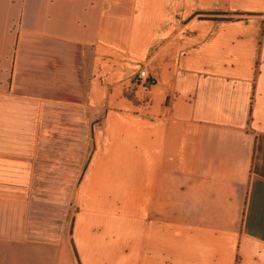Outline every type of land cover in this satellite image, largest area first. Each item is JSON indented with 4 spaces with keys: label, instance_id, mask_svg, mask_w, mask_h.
Segmentation results:
<instances>
[{
    "label": "crops",
    "instance_id": "0c3cea01",
    "mask_svg": "<svg viewBox=\"0 0 264 264\" xmlns=\"http://www.w3.org/2000/svg\"><path fill=\"white\" fill-rule=\"evenodd\" d=\"M0 264H264V0H0Z\"/></svg>",
    "mask_w": 264,
    "mask_h": 264
},
{
    "label": "rangeland",
    "instance_id": "374dc122",
    "mask_svg": "<svg viewBox=\"0 0 264 264\" xmlns=\"http://www.w3.org/2000/svg\"><path fill=\"white\" fill-rule=\"evenodd\" d=\"M145 68H142L141 70H143ZM141 70L139 72H141ZM139 72L136 74V76H134V79H133V87H132V90L134 89L135 87V84H134V80L136 79L137 75L139 74ZM132 93V92H131ZM131 95V94H130ZM132 96V95H131ZM82 118V115L81 113H77V129H75V133L77 135V138H78V143H80V138L81 136H84L86 134H89V129H87V127L84 126V123L80 120ZM61 134L64 132V131H68L67 128H60L59 129ZM50 145H53V144H50ZM50 145H46V150H48L47 147H49ZM78 146V145H77ZM78 149H79V146H78ZM79 150H77L78 152ZM71 166L72 167H77V160H74V161H71ZM79 166V164H78ZM68 169V162H67V168ZM68 171L69 170H66L65 174H62L60 177H52V176H49L46 178V183L49 184V185H52L54 183H57V180H59V183H60V187H62V189H66V188H69V187H72V184H73V177L68 175ZM79 177H76V179L78 180ZM56 180V181H55ZM59 185V184H57ZM66 192V191H65ZM61 192L60 194H65V195H69V194H72V192ZM46 194L48 195H53L52 192H49Z\"/></svg>",
    "mask_w": 264,
    "mask_h": 264
},
{
    "label": "built area",
    "instance_id": "2783aa9c",
    "mask_svg": "<svg viewBox=\"0 0 264 264\" xmlns=\"http://www.w3.org/2000/svg\"><path fill=\"white\" fill-rule=\"evenodd\" d=\"M136 86V96L142 101L150 94L155 82L146 69L141 70L134 80Z\"/></svg>",
    "mask_w": 264,
    "mask_h": 264
},
{
    "label": "trees",
    "instance_id": "16d2710c",
    "mask_svg": "<svg viewBox=\"0 0 264 264\" xmlns=\"http://www.w3.org/2000/svg\"><path fill=\"white\" fill-rule=\"evenodd\" d=\"M215 16H217V15H215ZM220 16V15H219Z\"/></svg>",
    "mask_w": 264,
    "mask_h": 264
}]
</instances>
